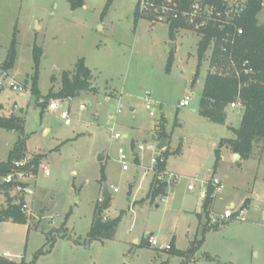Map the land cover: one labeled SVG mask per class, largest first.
I'll use <instances>...</instances> for the list:
<instances>
[{
	"label": "rangeland",
	"instance_id": "1",
	"mask_svg": "<svg viewBox=\"0 0 264 264\" xmlns=\"http://www.w3.org/2000/svg\"><path fill=\"white\" fill-rule=\"evenodd\" d=\"M71 1L0 0V63L15 29L17 41L15 67L5 73L0 66V116L25 121L27 155L16 166L44 156L37 175H15L16 184L28 190L29 223L0 222V256L29 264L44 249L35 264H264V145L257 144L249 159L236 161L232 148L225 146L214 173L215 152L222 139L236 138L231 129L240 128L243 109L235 113L228 107L224 125L199 115L211 50L193 85L201 38L196 32L181 29L171 38L165 24L148 19L136 23L139 0H113L105 15L108 0H84L76 9ZM259 20L264 21V11ZM35 45L43 50L39 99L32 93ZM81 59L92 72L94 91L69 99L48 97L59 91L64 72L74 71ZM11 80L22 90L11 89ZM147 96L154 102V117L146 109ZM186 96L192 97L190 106L180 107ZM56 100H63L70 111V126L49 110ZM82 104L86 109H80ZM120 104L123 110L116 115ZM112 128L129 137L115 141ZM160 132L168 136L160 154H171L160 177L172 187L167 197L151 203L147 197L159 151L139 147L158 145ZM18 138L0 129V162L7 160ZM120 148L127 155L126 171ZM103 168L109 197L102 195ZM213 175L223 181L211 217V225L219 229L206 234L194 256L170 255L165 248L172 243L185 252L201 240L206 222L200 224L195 213L202 210L201 184ZM191 183L193 192L188 190ZM19 190L16 186L12 195ZM246 200L250 208L245 220H221L231 205L241 208ZM4 203L0 196V206ZM97 205L103 207L104 220L119 223L110 238L88 241Z\"/></svg>",
	"mask_w": 264,
	"mask_h": 264
},
{
	"label": "trees",
	"instance_id": "2",
	"mask_svg": "<svg viewBox=\"0 0 264 264\" xmlns=\"http://www.w3.org/2000/svg\"><path fill=\"white\" fill-rule=\"evenodd\" d=\"M218 3L217 0H212ZM113 0H108L104 15L109 10ZM85 5L84 0H72L71 6L73 9L83 7ZM264 11V0H248L246 8L242 13L240 19L236 21L235 26H229L225 29H218L209 27L206 30L198 32L201 37L198 47V65L196 68V74L193 80V85L196 84L200 69L203 61L205 60L206 53L211 50V70L205 80L204 89L199 104V115L210 122L218 125H224L227 119V109L231 103L240 102L243 109L242 122L239 129L232 128L231 130L236 135L235 139H222L219 148L216 150V160L214 165V173L222 159V148L230 146L234 154H239L242 159H249L257 144L264 145V21L260 23L259 15ZM147 20L145 16H141L137 5L135 12L136 23L139 20ZM239 27L243 29V34L235 39L233 45L231 43H225L227 34H234L235 28ZM186 29L185 25H180L179 22H175L169 26L171 38L175 37L177 31ZM215 45L212 48V42ZM16 29L14 32L11 46L8 50L7 57L3 63H0L3 72H10L16 64L17 52H16ZM43 55L42 48L37 45L33 49V58L36 67V74L32 79V93L41 97L38 89V69L40 66L41 57ZM233 56L240 71V77H227L221 76L214 69L221 68L227 64L229 58ZM174 56L168 59L167 68L168 72L171 71L173 66ZM247 62L248 68L253 70L252 74H245L242 72L243 64ZM92 72L86 66L85 60H79L74 71L64 72L62 77L61 88L56 94L49 93L48 97L57 99H69L75 98L82 92L94 91L92 84ZM41 106V104H40ZM0 129H4L9 132L19 134V138L16 140L13 148L9 152V156L6 161L0 162V196L5 198L4 205L0 206V222H12L15 224H28L29 215L24 205L26 204L24 193L19 191L12 195L17 186L16 182L6 183L3 179L9 175H14L18 171H23L33 175L38 174L39 166L44 156L37 155L33 160L28 162L23 168L16 166V163L23 161L27 155V141L28 136L25 135V121L22 117L10 115L0 116ZM161 140L165 141L168 136L164 132H160ZM168 145V144H167ZM169 151L162 153V158H158L157 165L155 166L154 178L150 186L148 199L151 203H156L158 198H164L168 196V189L172 184H168L166 181L159 180L160 174H163L167 170L168 158L170 157ZM138 163V161H137ZM105 169H102V181H105ZM26 186V185H25ZM24 186V187H25ZM215 188L208 185V195L203 201L202 212L198 214L200 224L205 219V224L202 226L201 240L193 242L192 248L183 252L174 248L173 243L168 250V253L175 257L189 258L194 256L201 248L205 241L206 234L213 230L219 229L218 225H211L212 207L215 201L214 196ZM106 201L109 198L105 199ZM249 200H246L243 204V208L248 209ZM101 206L97 205L95 209V218L88 234V241L110 238L112 232L118 225V221L107 222L101 216ZM64 237V235L62 236ZM45 250L41 249L35 254V260L29 264H35L36 259L45 254ZM0 264H28L24 260L21 262H15L9 260L6 257L0 256Z\"/></svg>",
	"mask_w": 264,
	"mask_h": 264
},
{
	"label": "built area",
	"instance_id": "3",
	"mask_svg": "<svg viewBox=\"0 0 264 264\" xmlns=\"http://www.w3.org/2000/svg\"><path fill=\"white\" fill-rule=\"evenodd\" d=\"M248 0H217L218 3L213 2L212 0H139L138 8L139 12L142 16L151 20V22H158L161 24H165L168 27L174 24L175 22H179V24L185 25V30H192L198 34L203 30L208 29L209 27L225 29L229 26H235L236 21L240 19L242 13L246 8ZM184 29V28H183ZM243 34V29L236 27L234 34H227V37L224 39L225 43H233L235 39ZM215 43L212 42V48ZM214 72H217L221 76L227 77H240V71L238 69L237 63L235 62L233 56L229 58L227 64L223 65L221 68L214 69ZM242 72L249 75L253 73L251 68H248V63L245 62L243 64ZM10 88L14 91H21L22 87L18 85L15 81L11 80L9 84ZM194 96V94H192ZM192 97L186 96V98L180 102V107H188L190 106V102ZM63 100L53 101L49 105V110L52 112H58L60 114V119L64 122L66 126H70L72 124V119L70 117V111L68 109L63 108ZM154 102L150 99L149 96L146 97V109L150 111V116L154 117L155 113L152 111ZM233 110H240L241 103L234 102L229 106ZM80 109H86V105H80ZM123 110V105L120 104L118 106L116 115L121 113ZM112 139L115 141H120L124 139L122 133L116 132L113 128L111 129ZM139 149L141 151L148 149L152 151H159L158 156L153 160V165H157L158 158H161V162L164 161L162 158V154L158 149V145L149 144L147 147L140 145ZM120 162L123 164V170H128L127 155L125 150L120 148L118 150ZM139 153L134 150V156H137ZM18 165V164H16ZM49 173L47 172V175ZM15 175H9L8 177L3 179V182L10 183L16 182ZM25 175V174H24ZM23 175V176H24ZM163 175V174H160ZM159 180L162 178L159 176ZM17 183V182H16ZM223 181L219 180L215 176L211 178L210 181L205 184H201L200 190V199L204 201L208 195V185L211 184L215 188L214 196L216 197L217 191H219L223 185ZM19 191L26 192L28 191L26 188H23L21 184H17ZM188 190L193 192L196 190L194 183L188 185ZM31 192V191H29ZM114 192L117 193L118 189H114ZM24 209H28L27 203L24 205ZM247 209L241 207L237 208L235 206L229 207L225 212L220 216L221 220H245ZM216 221V220H214ZM151 243L153 246L157 247L158 242L156 239H151ZM170 246H167L165 249L170 250Z\"/></svg>",
	"mask_w": 264,
	"mask_h": 264
},
{
	"label": "water",
	"instance_id": "4",
	"mask_svg": "<svg viewBox=\"0 0 264 264\" xmlns=\"http://www.w3.org/2000/svg\"><path fill=\"white\" fill-rule=\"evenodd\" d=\"M171 45L173 47H175L174 44H171ZM79 96H80V94L77 95V97H79ZM237 111L239 112V110H237ZM166 147H167V143L165 142L164 139H162L160 141V143L158 144V149L159 150H164ZM240 158H241V156L239 154H234L233 161L239 160ZM102 195H103V197H109V196H111V193L109 191V188H108L106 182H103L102 183ZM112 234H114V233L112 232Z\"/></svg>",
	"mask_w": 264,
	"mask_h": 264
},
{
	"label": "crops",
	"instance_id": "5",
	"mask_svg": "<svg viewBox=\"0 0 264 264\" xmlns=\"http://www.w3.org/2000/svg\"><path fill=\"white\" fill-rule=\"evenodd\" d=\"M132 111H134V109L132 108L131 109ZM234 112L235 113H238V111L237 110H234ZM123 136L125 137V138H128L129 137V135L127 134V133H124L123 134ZM234 155V154H233ZM137 156H139V154L137 155ZM140 164V162L138 161V165ZM141 167V166H140ZM146 169V168H145ZM142 170H144L143 168H142ZM168 172V171H167ZM214 176V175H213ZM172 187V186H171ZM141 191H144V189H142ZM202 205H203V201H202ZM230 207H233V205H231ZM248 208H250V207H248ZM202 212V210L200 211V212H197L196 211V216H197V218H198V214H200ZM262 217H263V219H264V212H262ZM3 256H6V255H3ZM8 259H11V258H8ZM11 260H13V259H11ZM14 261V260H13ZM17 262H19V261H17Z\"/></svg>",
	"mask_w": 264,
	"mask_h": 264
}]
</instances>
